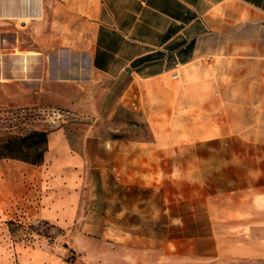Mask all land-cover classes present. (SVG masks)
Wrapping results in <instances>:
<instances>
[{
	"label": "crops",
	"instance_id": "obj_1",
	"mask_svg": "<svg viewBox=\"0 0 264 264\" xmlns=\"http://www.w3.org/2000/svg\"><path fill=\"white\" fill-rule=\"evenodd\" d=\"M1 23L34 33L36 50L0 52V106L56 105L96 121L47 133L40 164L0 156V229L32 205L58 226L83 208L123 224L130 213L144 217L146 191L154 200L175 171L164 161L195 146L185 173L199 161L202 179L185 187L202 194L199 211L169 202V226L187 227L180 247L170 239V257L264 264V0H0ZM59 27L74 40L43 39ZM23 53L29 60L18 64ZM193 69L199 99L174 84ZM178 107L186 115L177 141ZM126 121L147 122L152 140L105 130ZM152 215L160 219L155 205ZM198 219L205 226L190 233Z\"/></svg>",
	"mask_w": 264,
	"mask_h": 264
},
{
	"label": "rangeland",
	"instance_id": "obj_2",
	"mask_svg": "<svg viewBox=\"0 0 264 264\" xmlns=\"http://www.w3.org/2000/svg\"><path fill=\"white\" fill-rule=\"evenodd\" d=\"M5 22V21H4ZM20 27H18L19 29ZM10 24H0V45L5 48L0 49L2 53L13 51V45L19 50L28 51L36 50L34 41L36 36L32 32H13ZM54 32L53 37L44 35V40H57L66 44L74 40V34L67 32L66 27ZM21 30V29H19ZM5 44V45H4ZM28 53L21 54L18 64L25 60L28 62ZM22 66V65H21ZM197 73V74H196ZM199 69L188 71L186 79L179 78L174 80L179 88L184 89L187 94L193 95V98L199 99L200 80ZM6 87H0V92H6ZM182 103L179 99L178 105ZM158 105H155V109ZM177 121L173 124L172 137L181 140L184 139L185 132L183 129V119L186 113L182 107L177 108ZM89 114V113H86ZM123 117L128 115L123 111L120 112ZM156 117L167 119L168 114L156 111ZM195 115V113H192ZM190 115V114H189ZM199 120V112L196 113ZM109 133L115 136L127 137L130 139L152 140L153 132L147 122L134 124L131 121L123 123L108 124L105 128ZM158 132V129H155ZM161 132L167 131L161 128ZM176 133V134H175ZM21 138V137H20ZM6 139V138H3ZM6 142H0V156L12 154L6 147ZM41 149V148H40ZM40 149L24 150L18 155L22 158L34 160L38 158ZM176 160L164 161L167 170L175 167L173 175L169 176L168 183L161 194L151 192L145 193L146 199H151L145 203V215L140 217L135 213H130L125 224L121 223V218L110 219L106 217L105 210H92L88 208L80 209L77 219L70 224L58 226L42 221L36 217L37 208L32 205L31 208L22 214L21 218L13 214L6 220H2L0 229V264H211V261L205 260H184L170 257V247H175L174 242L170 244V239L177 237L181 239L176 242L178 247L185 241L182 240L186 234L187 227L173 225L169 226V202L177 212L184 214L185 210L193 207L194 213H198L201 202V193H193L192 190H186L185 182L191 180L201 181L198 175L199 161H193V167L190 175H186L185 169L187 164L192 161H186V154H196V147H180L176 150ZM191 169V167H189ZM197 173L195 176L194 174ZM172 181L177 184L176 192H173ZM171 182V183H169ZM171 184V185H170ZM171 189V193H169ZM153 205L155 211L160 209V219L153 217ZM187 207V208H186ZM136 210H130V212ZM91 215V216H89ZM89 216V217H88ZM198 216V215H197ZM199 218V216H198ZM160 220V223H156ZM201 222V219H198ZM204 220L201 223L188 227L190 233L204 227ZM185 232V233H184ZM220 264H234L233 262ZM236 264V263H235Z\"/></svg>",
	"mask_w": 264,
	"mask_h": 264
},
{
	"label": "built area",
	"instance_id": "obj_3",
	"mask_svg": "<svg viewBox=\"0 0 264 264\" xmlns=\"http://www.w3.org/2000/svg\"><path fill=\"white\" fill-rule=\"evenodd\" d=\"M178 78L177 74L173 75ZM96 116L56 105L0 106V139L50 133L70 125L91 124Z\"/></svg>",
	"mask_w": 264,
	"mask_h": 264
},
{
	"label": "trees",
	"instance_id": "obj_4",
	"mask_svg": "<svg viewBox=\"0 0 264 264\" xmlns=\"http://www.w3.org/2000/svg\"><path fill=\"white\" fill-rule=\"evenodd\" d=\"M6 142V147L12 151V154H4L2 158H12V159H20L32 164H40L43 161V156L45 151L47 150V133L43 132H36L30 134L26 137H11L6 139H0V142ZM41 148V149H40ZM33 149L38 150L40 152L38 154V158L34 160H29L20 157L18 154L22 153L24 150Z\"/></svg>",
	"mask_w": 264,
	"mask_h": 264
}]
</instances>
